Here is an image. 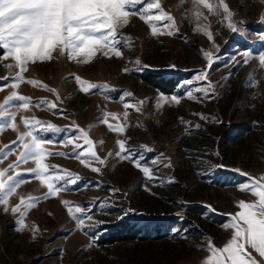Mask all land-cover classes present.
<instances>
[{
  "label": "rangeland",
  "instance_id": "obj_1",
  "mask_svg": "<svg viewBox=\"0 0 264 264\" xmlns=\"http://www.w3.org/2000/svg\"><path fill=\"white\" fill-rule=\"evenodd\" d=\"M159 3L176 21V27L169 29L175 34L152 36L140 18L130 17L129 23L118 29L119 36L130 38L119 46L120 58L111 53L108 57L97 53L88 64H83L70 61L57 51L51 61L27 65L25 80H35L39 87L22 83L16 89L11 82L19 69L8 67L14 64L10 59L0 60V86H3L0 103L12 91L32 101L27 112H17V128L25 130L20 122V116L24 115L64 129L60 133H45L42 129L37 132L38 136L55 142L48 145L50 151L67 154L48 157L45 163L53 166L49 174L69 171L81 177L76 184L68 185L72 191L50 197L47 188L25 171L34 167L33 162L6 173L5 178L20 172L19 178L25 181L8 198V207L19 203L20 197L26 202L31 197L35 203L27 211L22 232L16 231L18 214L5 213L0 205V264H203L210 255L205 250L206 238L214 246L222 247L230 238V230L222 225L230 214L239 211L236 204L241 199L246 202L257 199L241 192L236 185L248 181L249 176L256 180L264 176V67L256 59L264 49V41L259 39L264 34V24L259 22L264 15V3L226 0L235 13L234 22H244L243 36L231 33L219 23L222 17L209 16L204 21L210 24L208 30L220 49L219 60L207 69L210 75L206 81L193 79L207 68L202 52L211 51L214 56L216 53L213 42L195 31L196 24L182 19L192 7L190 0H159ZM143 6L138 5L137 9ZM157 26L164 31L163 24L157 22ZM245 50L251 51L253 58L246 65H235L231 58L242 60L241 53ZM136 60L140 65H136ZM146 73L179 75L183 80L173 93L164 94L141 81L140 77ZM76 76L89 83L106 84L108 89L83 93ZM189 80L190 85L186 84ZM209 83L215 86L214 92L209 91L213 98H202L200 93H196L197 99L187 98L189 89L206 87ZM125 92L132 95L121 102ZM161 96L167 97V102L161 101ZM172 96L180 97V103L171 102ZM41 101L54 103L56 108L49 111L46 104L35 107ZM123 103L132 107L125 109ZM105 113L116 114L117 119L109 116L107 123H120L123 133L108 129ZM200 115L208 119L202 120ZM8 122L7 118H0V124ZM76 129L88 133L97 155L102 159L108 157L106 165L93 162L84 167L80 163L75 153L88 148L82 139L72 145L63 143L66 136L79 134ZM16 139L17 133L9 128L0 132V150L6 153L8 146H12L11 153L0 159V171L16 162L20 151L18 144L12 145ZM117 140H126V148L137 156L143 155L142 163L152 169L153 179L145 178L131 162L115 156L119 151ZM75 144L81 147L74 148ZM141 145L152 151L142 149ZM160 154L165 158L152 164ZM167 164L170 167L164 166ZM217 165L221 167H214ZM91 167L100 168V173L91 172ZM230 169H240L247 175L240 176ZM63 201L73 209L77 205L83 207L93 221L100 222L98 227L77 229ZM205 205L216 211L209 213ZM73 215L80 213L73 211ZM91 223L86 220V224ZM124 223L133 224L140 234L149 232L155 238L145 243L134 240L100 245L107 231ZM252 255L264 264L258 254Z\"/></svg>",
  "mask_w": 264,
  "mask_h": 264
},
{
  "label": "snow or ice",
  "instance_id": "obj_2",
  "mask_svg": "<svg viewBox=\"0 0 264 264\" xmlns=\"http://www.w3.org/2000/svg\"><path fill=\"white\" fill-rule=\"evenodd\" d=\"M183 2V0H182ZM191 9L185 11L183 18L189 19L190 23H195L196 32L203 33L206 38L212 43L216 55L211 51H203V58L207 62V68L204 72L197 73L194 76L196 81H206L210 75L207 69H210L212 64L219 60V46L214 43L213 33L208 29L210 24L204 23L209 20V16L222 17L219 20L231 33L245 35L246 29L243 26L244 22H234L235 13L230 10L226 0H190ZM264 3V0H261ZM138 5H144L137 9ZM206 10V13L203 11ZM136 16L140 18L148 27L152 36L157 35H174L175 33L169 29L176 27L174 18L161 9L159 0H0V49H3V55H0V60H11L14 64H9V68H18L19 71L15 74L11 86L13 89L19 87L22 83H27L34 87H39L37 81L28 79L25 80L24 73L27 70V65L36 62L51 61L53 54L59 52L61 56L67 57L70 61L88 64L97 53H103L108 57L109 53L116 58L122 55L120 45L130 40L128 37L118 35V29L126 26L129 23L130 17ZM157 22L163 24L164 31L157 26ZM167 22V23H164ZM264 24V15L259 21ZM259 39L264 41V34H261ZM251 51L245 50L241 53L242 60L232 57L235 65L248 64L253 58ZM259 66L264 67V49L260 50L256 55ZM136 65H140V61H135ZM227 66V65H226ZM144 67H147L146 65ZM174 67V65H173ZM128 71L127 68L124 69ZM230 75V74H229ZM76 82L80 86L79 90L83 93H88L92 89H108V85H97L82 80L79 76L75 77ZM192 84V80L186 82ZM3 86H0L2 90ZM46 87V86H45ZM54 92L53 89H47ZM214 92L215 86L211 83L207 86H197L194 89H189L186 93L187 98L197 99L196 93H200L202 98H213L209 96V91ZM132 93L125 92L121 97L123 102L124 97L131 96ZM161 101L167 102L168 98L161 96ZM18 101L19 104H14ZM171 102L179 104L180 97L172 96ZM141 104L144 102L141 101ZM31 99L25 95H19L16 91H12L7 95L2 103H0V118H7L8 123L0 124V132L5 128H9L17 133L16 141L12 145H19V154L16 156V162L9 164L7 168L0 171V205H3V211H9L13 215L18 214L16 231L22 232L26 228L25 216L27 211L34 206L35 200L31 197L27 202L24 197H20L19 203L15 206L8 207L9 197L17 192V188L25 183L20 179V172H15L14 175L6 173L13 172L21 165L33 162L34 167L25 169L29 174L34 175L35 179L41 185L47 188V196H56L60 192H70L72 189L69 184H76L81 177L73 175L69 171H65L62 175L49 174V168L53 167L45 163L46 158L51 156H66L64 152H52L48 145L55 142L44 139L37 135V132L42 129L45 133H60L64 131L52 123L45 124L39 119L21 115L20 122L24 125V131H20L15 123L17 112H27ZM46 104L49 111L56 108V104L41 101L35 107H40ZM125 109L132 107L129 103H123ZM137 107V111H139ZM117 119L115 113H105L104 123L110 131L118 133L124 132V127L120 123L115 125L107 123L108 117ZM124 116H128L125 111ZM200 119L207 120L208 117L200 115ZM181 122L184 123L181 118ZM196 129L200 125H195ZM79 134L76 136H66L63 142L66 145L74 144V141L83 140L84 144L88 145L86 151L75 153L76 158L84 167H89L93 162H98L99 165H106L108 157L101 158L93 150V141L89 139L88 133L83 129H76ZM71 131V130H69ZM126 140H117L119 151L115 156L122 161H129L136 167L145 178L153 179L152 169L144 166L142 161L143 155L137 156L130 148H126ZM79 144H75L74 148H80ZM148 152L152 149L140 146ZM12 146H8V151L5 153L0 150V159L10 154ZM112 153H109L111 156ZM163 157H159L151 161L156 164ZM170 167V164L164 165ZM214 167H221L220 165ZM91 172L100 173L98 167H91ZM237 172L240 176L247 174L240 169H230ZM63 182V183H61ZM174 182V181H169ZM241 192L250 193L252 197L257 199L246 202L241 199L236 204L239 209L235 214L229 215V220L222 227L230 230V238L226 240L222 247H216L211 239L206 238V251L210 254L203 264H260L252 252L264 260V176H260L258 180L248 177V181L236 185ZM113 192L116 190H112ZM69 216L76 222L77 229L83 231L85 227H98L100 222L93 221V217L88 214V211L77 205L73 209L67 201H63ZM209 213L215 212V208L211 205H205ZM23 209V210H22ZM80 213V215H73ZM125 216L128 215L126 211ZM179 215V214H178ZM119 217L118 219H122ZM87 221H92L91 224H86ZM36 228L33 227V239H35ZM176 232H179L177 229ZM92 239H95L93 237ZM92 245L90 244L89 247ZM249 249L252 251L250 252Z\"/></svg>",
  "mask_w": 264,
  "mask_h": 264
},
{
  "label": "trees",
  "instance_id": "obj_3",
  "mask_svg": "<svg viewBox=\"0 0 264 264\" xmlns=\"http://www.w3.org/2000/svg\"><path fill=\"white\" fill-rule=\"evenodd\" d=\"M141 81L145 84L150 85L151 87L160 90L164 94H171L176 89L179 82L183 80V78L179 75L176 76H163L161 74H152L146 73L140 77ZM157 229L154 230L156 232ZM139 229H135L133 224L124 223L120 224L117 229H113L107 231V233L101 238L100 245H111L117 242H127L138 240L140 242H147L152 238L151 233L145 232L144 234H140Z\"/></svg>",
  "mask_w": 264,
  "mask_h": 264
},
{
  "label": "bare ground",
  "instance_id": "obj_4",
  "mask_svg": "<svg viewBox=\"0 0 264 264\" xmlns=\"http://www.w3.org/2000/svg\"><path fill=\"white\" fill-rule=\"evenodd\" d=\"M262 263H264V260H262Z\"/></svg>",
  "mask_w": 264,
  "mask_h": 264
}]
</instances>
